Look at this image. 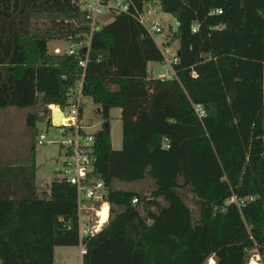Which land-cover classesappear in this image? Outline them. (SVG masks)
Returning a JSON list of instances; mask_svg holds the SVG:
<instances>
[{
  "label": "trees",
  "instance_id": "16d2710c",
  "mask_svg": "<svg viewBox=\"0 0 264 264\" xmlns=\"http://www.w3.org/2000/svg\"><path fill=\"white\" fill-rule=\"evenodd\" d=\"M80 1L0 0V109L35 107L38 93L46 111L69 104L78 59L51 53L48 43L72 25L44 33L39 21L82 17ZM147 1L129 0V11L92 38L84 92L101 108L94 174L111 213L85 240L83 263L207 264L213 256L215 264H248L249 250L264 256V0H158L178 22L166 44L179 41L173 78L149 68L165 55L136 18ZM115 107L121 149L111 139ZM27 121L35 125L36 115ZM32 160L0 165V264H55L57 246L80 242L76 186L56 179L50 196H39ZM147 178L151 196L114 185ZM233 194L254 199L240 209L226 204Z\"/></svg>",
  "mask_w": 264,
  "mask_h": 264
},
{
  "label": "built area",
  "instance_id": "2783aa9c",
  "mask_svg": "<svg viewBox=\"0 0 264 264\" xmlns=\"http://www.w3.org/2000/svg\"><path fill=\"white\" fill-rule=\"evenodd\" d=\"M109 2L110 0H81L80 11L82 17L71 18V21L68 22L66 21L67 19L63 21L64 23L67 22L66 25H72V31L70 30L71 32L65 38L68 48L63 49L60 46H56L52 53L75 56L78 59L81 73H79L76 84L70 89L69 104L64 108L50 105L49 122L59 127L60 133L68 137V139L58 142L55 139H50L47 133L40 134L37 139L38 144H43L46 141L60 144V152L57 158L61 167L57 174L58 179L65 180L76 186L80 240L78 246L81 257V261L78 264H84L83 257L87 253L85 240L96 235L108 224L111 213L110 202L106 199L107 187L105 181L94 174L97 162L96 132L98 130L95 132L89 131L88 128L91 127V124H86L83 119L84 99L87 97L84 92V83L92 38L94 33L102 26L98 21V16L108 10L118 13L128 12L130 9L129 0H114V4ZM161 10H163L161 3L158 0H153L145 2L142 11L136 13V18L147 27L149 33L154 37L164 31V24L161 18L154 17ZM213 13L221 14L223 9L217 8ZM148 18H152L150 25L146 24ZM170 28H172L171 25ZM193 30L197 31V26ZM171 33L173 34L174 32ZM166 44L167 39L163 37V43L159 46L164 49L165 61L162 62V66L165 67V70L161 72L159 77L173 78L176 76L173 63L177 62V58L176 54L173 58H170L169 53L171 54L172 50ZM54 111L62 113L61 123L54 122ZM253 199L254 196L240 197L237 194H233L226 200V204H235L242 209L247 202ZM138 202L139 197L135 196L133 203ZM105 204H108L106 208L107 216L103 218L99 210ZM253 250H256V252H252V257L256 262L263 261L264 263V256L259 252L258 248L249 250L248 255ZM248 255L247 262L251 264ZM215 263V258L212 256L207 264Z\"/></svg>",
  "mask_w": 264,
  "mask_h": 264
},
{
  "label": "rangeland",
  "instance_id": "374dc122",
  "mask_svg": "<svg viewBox=\"0 0 264 264\" xmlns=\"http://www.w3.org/2000/svg\"><path fill=\"white\" fill-rule=\"evenodd\" d=\"M233 2V1H232ZM110 4H114V0H110ZM232 5L231 2L227 3L228 8ZM211 16V15H210ZM115 17L113 11H106L98 16V21L101 25L107 24L112 21ZM154 17H160L164 24V31L162 34L155 36L159 45L163 43V37H166L167 41L172 39L171 32L178 31L177 19L169 13L161 10ZM71 21V19L66 20ZM152 18H148L146 21L147 25H150ZM39 26L42 27L45 33L49 28L54 26L65 27L67 22L60 20H42L39 21ZM62 22V23H61ZM170 25L172 28H170ZM72 29V28H71ZM175 41H173L174 43ZM168 43V42H167ZM173 43L171 45H173ZM49 51L52 53L56 46H60L63 49L68 48V43L65 38L56 36L49 43ZM179 42L176 41L173 47L170 58H173L176 54L175 47L177 48ZM154 72L156 75L163 72L165 67L162 66L161 62H155L153 64ZM167 67V65H166ZM98 105L94 102L92 97H86L84 99L83 119L91 127L89 131L95 132L102 128L103 117L98 111ZM34 113L36 115L35 125H30L27 121L29 114ZM121 110L119 107L112 108L110 110V122H111V139L115 149H121L123 145V123L121 118ZM50 110H45L43 102V93H38L37 103L35 107L19 108L16 106H10L7 108L0 109V165H11V166H26L33 163L35 158L36 163V179L37 184L41 188L39 194L43 198H48L51 193V184L54 180L58 179V171L61 164L58 160V154L60 152L59 143L44 142L38 144L37 139L40 134L47 133L50 139H55L58 142L68 139L60 133V128L50 124ZM116 187L123 188L126 190H137L147 196H151L152 189L155 184L151 178H147L137 182H123L116 181L114 184ZM184 198L187 204L193 208L195 218L198 217V209L196 201L193 198L192 193L188 188L183 190ZM64 251V252H62ZM253 250L249 253L248 257L251 264H264L263 261L256 262L252 257ZM64 256V260L67 263H80V248L78 245L75 246H60L56 249L57 263L60 264V259ZM209 262V261H208Z\"/></svg>",
  "mask_w": 264,
  "mask_h": 264
},
{
  "label": "crops",
  "instance_id": "0c3cea01",
  "mask_svg": "<svg viewBox=\"0 0 264 264\" xmlns=\"http://www.w3.org/2000/svg\"><path fill=\"white\" fill-rule=\"evenodd\" d=\"M176 41H178V40H175V42L173 43V45H168L167 47L170 48V49H171V48L173 49V47L175 46ZM167 42H168V41H167ZM178 42H179V41H178ZM178 48H179V45H178L177 48L175 47L174 49L177 51ZM154 63H155V62H154ZM154 63H150L149 68H150V70H151V73H152L154 76L159 77L161 73H159L158 75L155 74V72H154V67H153V64H154ZM98 108H99V107H98ZM119 109L121 110L120 107H119ZM41 191H43V190H41V188H40L39 185L37 184V192H38V194H39ZM39 196H40V194H39ZM58 247H60V246H57V247L55 248V256H56V249H57ZM62 252H64V251H62ZM64 253H65V252H64ZM65 254H66V253H65ZM65 254H64V255L62 256V258L60 259V264L67 263V261L64 260V256H65ZM80 261H81V259H80ZM55 264H58V263H57V257L55 258ZM70 264H77V263H70Z\"/></svg>",
  "mask_w": 264,
  "mask_h": 264
},
{
  "label": "water",
  "instance_id": "95a60500",
  "mask_svg": "<svg viewBox=\"0 0 264 264\" xmlns=\"http://www.w3.org/2000/svg\"><path fill=\"white\" fill-rule=\"evenodd\" d=\"M98 111L101 112V108H98ZM54 122L61 123L62 113L60 111H54Z\"/></svg>",
  "mask_w": 264,
  "mask_h": 264
},
{
  "label": "bare ground",
  "instance_id": "6f19581e",
  "mask_svg": "<svg viewBox=\"0 0 264 264\" xmlns=\"http://www.w3.org/2000/svg\"><path fill=\"white\" fill-rule=\"evenodd\" d=\"M107 207H108V204H105L103 208L99 210V213L103 216V218H106L107 216V210H106Z\"/></svg>",
  "mask_w": 264,
  "mask_h": 264
}]
</instances>
